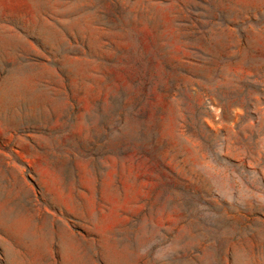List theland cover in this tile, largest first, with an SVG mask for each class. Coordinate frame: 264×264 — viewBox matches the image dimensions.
I'll return each instance as SVG.
<instances>
[{"label": "rangeland", "instance_id": "1", "mask_svg": "<svg viewBox=\"0 0 264 264\" xmlns=\"http://www.w3.org/2000/svg\"><path fill=\"white\" fill-rule=\"evenodd\" d=\"M0 264H264V0H0Z\"/></svg>", "mask_w": 264, "mask_h": 264}]
</instances>
